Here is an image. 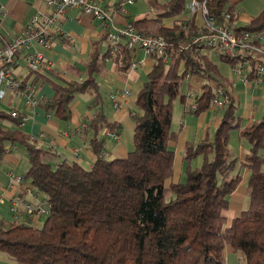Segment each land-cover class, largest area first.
<instances>
[{"label": "trees", "instance_id": "1", "mask_svg": "<svg viewBox=\"0 0 264 264\" xmlns=\"http://www.w3.org/2000/svg\"><path fill=\"white\" fill-rule=\"evenodd\" d=\"M145 2L148 12L128 16V21L144 36H164L167 60L152 55L150 71L134 103L133 148L124 157L103 155L104 130L114 136L121 133V125L108 119L106 97L97 81L109 55L104 37L92 41L84 77L55 79L26 68L24 75L19 74L23 87L29 80L49 83L53 95L37 100V106L67 122L72 119L76 96H92L93 116L80 128L96 155L89 168L44 161L49 150L20 128L22 113L13 117L0 108V119L16 127L0 128V160L11 151H6L8 146L20 145L27 154V168L18 172L24 181L16 186L13 197L35 206V190L28 193L25 187L31 184L47 208L38 227L25 211L16 214L9 208L12 219H0V252L8 260L18 264H225V251L230 248L242 264H264V110L260 119L247 125H242L239 104L232 97L226 107L213 110L221 116L219 125L197 142L185 143L182 169L175 177V153L169 143L177 140L185 116L209 110L214 94L207 81L215 77L224 82L217 61L230 66L237 61L209 55L200 45L189 54L180 50V43L207 31L195 23L194 16L165 25L164 19L182 13L187 0ZM235 5L229 0H209L207 9L236 35L264 33V7L248 23L239 25ZM116 50L113 60L121 57L120 69L125 71L132 51L123 41ZM187 76L206 81L196 93L195 108L188 105L181 90ZM255 77L251 74L250 80ZM175 101L183 110L173 128ZM233 132L248 144L243 162L229 145ZM240 166L249 171V203L228 219L229 197L242 180Z\"/></svg>", "mask_w": 264, "mask_h": 264}, {"label": "crops", "instance_id": "2", "mask_svg": "<svg viewBox=\"0 0 264 264\" xmlns=\"http://www.w3.org/2000/svg\"><path fill=\"white\" fill-rule=\"evenodd\" d=\"M101 1L108 9H112V19L114 22L123 24L128 21V16L134 18L128 12L126 5L133 4L136 0L132 3H126L123 7L124 12H121V9L113 11V9L116 10L119 0ZM229 1L236 4L234 8L238 16L237 24L239 25L248 23L264 7V0ZM0 3L7 9L4 29L13 33L23 31L36 12H46L48 10L41 0H0ZM186 18H190L189 15L184 16L181 13L164 19V23L166 26H171L174 20ZM194 18L195 22L200 25L199 16H194ZM52 31L54 36L53 42L50 49L44 51V58L50 63L51 69L44 73L55 79L63 78L70 80L75 77H84L85 72L83 71V67L92 48V41L103 37L101 22L92 15L81 13L80 9L72 8L65 15L58 17L56 26L52 28ZM132 55V61L136 63L135 67L122 71L118 63L110 59L106 63L104 71L97 76V81L105 92L108 119L121 125V133L118 136L107 132L104 133L103 151L106 153V158L108 159L124 157L133 148L134 124L131 112L134 110L137 93L146 80L153 62L152 58L145 55L143 51L140 54L132 52ZM217 70L219 75L224 79L227 90L230 92L232 98L239 104V115L242 119V125L249 124L257 119L259 115V118H261L264 110V93L261 88L263 80H258V82L250 80L248 83H244L233 72L232 66L219 60L217 61ZM14 71L20 75L25 74V68L22 66L15 68ZM205 82L204 79L197 76L188 77L184 85H182V93H185L190 87L193 91L199 93ZM34 84L33 95L37 100L49 98L53 95V90L49 83L37 81ZM126 87H129L130 95L119 97L121 105L115 108L110 95ZM91 101L92 96L88 94L77 95L72 104V119L70 122L45 113L37 105L33 109H30L25 106L26 104L23 99H17L14 96H9L0 108L7 111L10 108H16L25 115V121L20 128L35 137L38 145L49 150L44 156V161L54 164L66 161L89 168L96 155L87 146L80 128L85 124V119L89 120L93 116ZM220 119V114L211 110L205 111L198 116L187 115L184 117L177 140L169 143L170 148L175 153V177H179L181 172V152L185 143L187 141L197 142L204 138L206 131H214L219 125ZM9 127L16 128L6 120L0 119V128L7 129ZM228 142L235 156L238 157L240 162H243L248 151V144L234 132L230 135ZM76 152L79 154V158L77 159L74 158ZM26 159L25 148L16 145L0 160V219H12L8 205L10 198L15 195L16 189L8 185V174L10 170L24 173V171H21V167L23 165L25 167V162L27 163ZM196 161H198V166L200 157L193 161V166ZM239 173L242 180L229 197L230 204L226 211L228 219L239 214L241 210L248 206L247 202L249 203L247 189L249 171L245 166H240ZM26 196L31 198L28 195ZM31 221L33 223L32 219ZM225 264L242 263L239 261L237 253L232 252L230 248H226Z\"/></svg>", "mask_w": 264, "mask_h": 264}, {"label": "built area", "instance_id": "3", "mask_svg": "<svg viewBox=\"0 0 264 264\" xmlns=\"http://www.w3.org/2000/svg\"><path fill=\"white\" fill-rule=\"evenodd\" d=\"M41 1L48 10L46 12H36L26 24L25 29L18 33L4 29L7 9L0 3V107L9 96L23 99L26 104L25 106L30 109H33L37 105V99L33 95V86L35 84H32V81L29 80L23 87V79L14 69L20 66L34 72H45L51 69L50 63L44 58V51L51 47L53 42L52 28L56 26L58 17L65 15L72 8L80 9L81 13L92 15L101 22L102 36L109 47L107 62L117 54L116 48L119 41H123L126 48L131 51L141 49L145 55L151 58L152 55H158L165 62L167 60V41L164 36H144L129 21L123 24L114 22L112 19V9H108L103 5L101 0ZM133 1L119 0L116 10L113 9V11L121 9V12H124V5ZM208 1L190 0L187 4L189 17L199 16L200 25L206 27L207 31L194 36L191 40L180 43V50L189 54L197 45H200L199 49L208 52L209 55L235 59L237 62L232 66V70L244 83L250 81L251 74L256 76L252 79L255 82L262 80L264 78V33L243 31L240 35H236L228 25L218 22L209 14L207 9ZM223 15L225 18L229 17L228 13H223ZM117 63L121 67V57ZM135 66L136 63L131 61L128 68ZM185 79L187 80L188 76ZM208 84L214 94L209 110L213 111L226 107L232 97L227 90L226 84L220 82L215 77L208 80ZM129 95V87L115 93L113 92L110 95L113 106L118 108L121 105L119 97H127ZM195 96L196 92L193 90L189 89L185 92L187 103L191 108L196 107ZM8 112L13 117H17L21 113L16 108H10ZM133 114L134 111L131 112L132 116ZM22 115L21 126L25 121V115ZM85 126L86 124L82 125V127ZM105 132L109 133L107 129L104 130ZM14 147L8 146L6 147V151ZM103 155L106 156V153L103 152ZM74 158H79L77 152L74 154ZM8 175L9 186L11 188H16L18 184L24 181L22 175L15 170H10ZM25 187L28 193L35 190L36 205L33 206L25 200L12 196L9 201V208L16 214L19 211L27 212L33 220L34 227H38L40 220L47 215L45 199L40 195L41 193L37 195L36 189L31 184H25Z\"/></svg>", "mask_w": 264, "mask_h": 264}, {"label": "rangeland", "instance_id": "4", "mask_svg": "<svg viewBox=\"0 0 264 264\" xmlns=\"http://www.w3.org/2000/svg\"><path fill=\"white\" fill-rule=\"evenodd\" d=\"M145 1L146 0H136L133 4H127L126 8H127L128 12L130 14H132V16L134 18L143 16L146 12H148V10L146 8V2ZM189 2H190V0H187V2L185 4V8L182 11L184 16L188 15V13H189V10L187 9V4ZM149 14L152 15L153 13H149ZM141 51H142L141 49H134L132 52H135L136 54H140ZM148 57L151 58L150 56H148ZM152 60H153V58H152ZM261 88H262V91L264 93V83L261 84ZM103 92H104V90H103ZM182 107H183L182 104L179 103L178 101L174 102V106H173V124H172L173 128H176L177 125H178L180 114L182 112ZM259 117H260V115L257 117V119H260ZM181 155H182V152H181ZM197 164H198V161H196L194 163V167L197 166ZM181 167H182V164H181ZM25 168H27V163L26 162H25V167H24V165L21 167V171H25ZM247 204H248V202H247ZM42 223H43V219L39 223V225H41ZM0 264H18V263L8 260L6 258V255L3 252H0Z\"/></svg>", "mask_w": 264, "mask_h": 264}]
</instances>
